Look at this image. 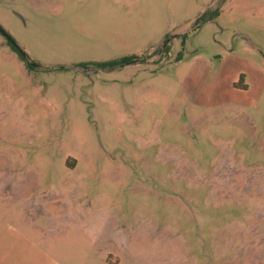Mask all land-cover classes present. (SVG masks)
<instances>
[{
    "label": "rangeland",
    "instance_id": "obj_1",
    "mask_svg": "<svg viewBox=\"0 0 264 264\" xmlns=\"http://www.w3.org/2000/svg\"><path fill=\"white\" fill-rule=\"evenodd\" d=\"M212 2L0 0V264H264V0Z\"/></svg>",
    "mask_w": 264,
    "mask_h": 264
},
{
    "label": "trees",
    "instance_id": "obj_2",
    "mask_svg": "<svg viewBox=\"0 0 264 264\" xmlns=\"http://www.w3.org/2000/svg\"><path fill=\"white\" fill-rule=\"evenodd\" d=\"M219 15L218 11H216L211 18H217ZM186 36L187 34L183 35V38H184V41L186 39ZM11 47L19 54V56L24 59V57L20 54V52L11 44ZM170 49H169V46H167L165 48V52H169ZM179 57L182 58L183 57V53H180L179 54ZM25 60V59H24ZM133 60H134V57H131V58H123L119 61H110V62H102V63H96V64H93V66H96V67H99V68H102V69H106V68H114L120 64H125V65H129V64H132L133 63ZM30 66V65H29ZM83 67H88L90 66L89 64H83L82 65ZM33 67V66H31Z\"/></svg>",
    "mask_w": 264,
    "mask_h": 264
},
{
    "label": "water",
    "instance_id": "obj_3",
    "mask_svg": "<svg viewBox=\"0 0 264 264\" xmlns=\"http://www.w3.org/2000/svg\"><path fill=\"white\" fill-rule=\"evenodd\" d=\"M0 33L5 37L7 41H9L24 57L27 63L36 66L35 63H32L29 58L27 57L26 53L17 45L16 41L13 39V37L2 27L0 26Z\"/></svg>",
    "mask_w": 264,
    "mask_h": 264
},
{
    "label": "crops",
    "instance_id": "obj_4",
    "mask_svg": "<svg viewBox=\"0 0 264 264\" xmlns=\"http://www.w3.org/2000/svg\"><path fill=\"white\" fill-rule=\"evenodd\" d=\"M218 0H213V2H212V5H214L216 2H217ZM221 14H219L218 15V19L219 18H221ZM216 18V19H217ZM189 24H191V21H190V23H188L187 25H189ZM186 25V26H187ZM185 34H187V30H184L183 31V35H185ZM242 36H246L247 38H248V44L255 50V51H258L259 50V45L256 43V42H254V41H252V39H250L246 34H241Z\"/></svg>",
    "mask_w": 264,
    "mask_h": 264
},
{
    "label": "flooded vegetation",
    "instance_id": "obj_5",
    "mask_svg": "<svg viewBox=\"0 0 264 264\" xmlns=\"http://www.w3.org/2000/svg\"><path fill=\"white\" fill-rule=\"evenodd\" d=\"M8 43H10L9 41H7Z\"/></svg>",
    "mask_w": 264,
    "mask_h": 264
}]
</instances>
